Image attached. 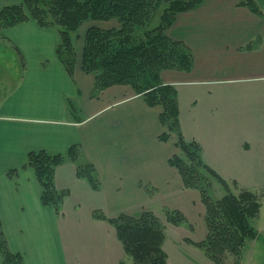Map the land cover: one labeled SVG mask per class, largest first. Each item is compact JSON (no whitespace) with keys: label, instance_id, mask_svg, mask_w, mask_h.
I'll return each instance as SVG.
<instances>
[{"label":"crops","instance_id":"1","mask_svg":"<svg viewBox=\"0 0 264 264\" xmlns=\"http://www.w3.org/2000/svg\"><path fill=\"white\" fill-rule=\"evenodd\" d=\"M254 1L264 15V0ZM21 2L0 0V9ZM167 36L193 55L191 72L161 73L162 84L177 92L184 139L201 147L204 163L221 178L257 194L261 204L264 19L238 0H204L178 14ZM59 42L57 31L33 21L0 30V218L10 250L25 264H119L124 252L115 229L93 213L114 219L148 211L162 220L167 208L187 221L165 229L168 264H214L196 246L206 236L200 194L185 189L168 164L175 140L158 139L160 109L147 107L128 86L93 95V77L79 65L72 77L66 73L56 56ZM74 145L76 164L55 173V187L69 192L58 216L42 206L31 169L6 176L30 152L65 154ZM87 163L96 191L76 176V166Z\"/></svg>","mask_w":264,"mask_h":264},{"label":"trees","instance_id":"2","mask_svg":"<svg viewBox=\"0 0 264 264\" xmlns=\"http://www.w3.org/2000/svg\"><path fill=\"white\" fill-rule=\"evenodd\" d=\"M204 0H22L20 4L0 9V30L35 22L41 29L55 30L59 34L56 56L72 77L77 65L94 80L93 95L114 87L128 86L140 96L149 108H159L162 132L158 139L167 143L175 140L176 153L168 164L179 175L185 189L200 194L204 207L206 236L196 246L214 264H240L248 240H257L252 227L261 204L257 194L239 189L221 178L208 167L201 157V147L184 139L179 125L177 92L161 81L163 71L189 73L193 55L181 42L167 36L176 16L187 13ZM238 6L247 8L264 19L254 0H238ZM161 10L159 25L146 29ZM82 31L81 49L76 54L77 33ZM78 146L65 154L46 151L28 153L20 169L6 173L9 179L20 170L31 169L41 189V204L58 216L67 190L55 187V173L66 162H77ZM77 178L99 189L92 164L76 166ZM223 190L221 197L213 193V182ZM168 224L187 225L180 212L163 209ZM93 217L109 222L115 229L124 256L130 264H168L163 249L165 226L152 212L138 217L120 214L107 219L101 211ZM232 260V262H231ZM0 264H25L20 253L12 252L5 237L0 218ZM119 264H129L121 260Z\"/></svg>","mask_w":264,"mask_h":264},{"label":"rangeland","instance_id":"3","mask_svg":"<svg viewBox=\"0 0 264 264\" xmlns=\"http://www.w3.org/2000/svg\"><path fill=\"white\" fill-rule=\"evenodd\" d=\"M15 5V3H13ZM162 11L158 10L155 17L152 19V21L148 24L147 28L141 29L139 34H142L144 30L155 28L159 25L160 22V15ZM83 32H78L77 40H76V54L79 55L80 49H81V36ZM8 50V49H7ZM5 55V54H3ZM80 117L82 115L79 114ZM78 116V118H80ZM213 182V193L216 197H221L223 195V190L220 188V186H217L214 181ZM261 199V198H260ZM260 202V200H259ZM162 218V223L165 226V229L168 227H171V224H168L164 218L163 210L159 213ZM253 229H255L258 233L257 240H248L245 244V248L243 251V256L240 264H264V199L261 203V208L259 211V214L257 218L252 223ZM171 230V228H169ZM123 260H125L127 263H131L130 257L124 256ZM232 262V260H231Z\"/></svg>","mask_w":264,"mask_h":264}]
</instances>
